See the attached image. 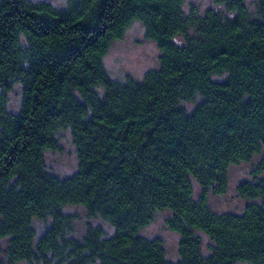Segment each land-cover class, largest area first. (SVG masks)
Instances as JSON below:
<instances>
[{"label": "trees", "instance_id": "16d2710c", "mask_svg": "<svg viewBox=\"0 0 264 264\" xmlns=\"http://www.w3.org/2000/svg\"><path fill=\"white\" fill-rule=\"evenodd\" d=\"M186 2L0 0V264H264V0L256 11L215 0L231 15ZM135 22L160 66L114 79L105 58ZM63 129L79 158L68 177L47 168ZM258 156L237 186L250 203L216 212L210 193L226 194L231 166ZM70 205L113 233L89 223L77 237ZM164 210L176 261L143 234ZM35 220L48 222L42 235Z\"/></svg>", "mask_w": 264, "mask_h": 264}, {"label": "rangeland", "instance_id": "374dc122", "mask_svg": "<svg viewBox=\"0 0 264 264\" xmlns=\"http://www.w3.org/2000/svg\"><path fill=\"white\" fill-rule=\"evenodd\" d=\"M47 1L59 7L66 6V0H34ZM249 9L256 11L255 0H247ZM192 5H196L201 13L208 9L214 8L221 10L225 15H231L224 5H219L215 0H187L186 9H190ZM160 49L158 45L150 40L146 35V29L141 22H135L126 31L124 37L116 40L109 53L105 58L106 67L110 75L117 80H125L128 76L142 80L145 73L150 69L160 66ZM226 75H215L214 78L221 79ZM199 98H197L198 100ZM22 102L21 85H16L13 92L10 93L9 109L19 111ZM189 109L195 106V102L184 103ZM60 147L57 150H50L46 154L48 170L58 176L68 177L75 173L78 169L79 158L77 148L74 143L73 135L70 129H63L59 133ZM258 156L251 162H243L233 165L230 168V187L226 194L216 195L210 193V204L218 213H241L245 206L250 203V199L239 195L237 191L238 184L252 177V170L257 165ZM195 197H199L202 193V187L195 181ZM69 213L77 215L76 231L77 237L85 234L89 223L102 225L108 234L113 233V227L101 218H91L85 207L81 205H70L65 208ZM172 211H159L155 219L143 230V234L149 238L161 237L165 242L168 258L172 260L179 259V241L180 234L172 231L167 226V219L172 215ZM35 227L40 235L44 233L48 222L42 220L34 221ZM204 245L209 243V238L203 234ZM19 264H29L28 262H20ZM248 264V263H240Z\"/></svg>", "mask_w": 264, "mask_h": 264}]
</instances>
